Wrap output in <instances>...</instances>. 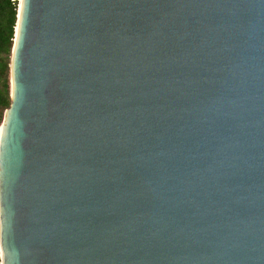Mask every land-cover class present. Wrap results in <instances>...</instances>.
<instances>
[{
    "label": "water",
    "instance_id": "95a60500",
    "mask_svg": "<svg viewBox=\"0 0 264 264\" xmlns=\"http://www.w3.org/2000/svg\"><path fill=\"white\" fill-rule=\"evenodd\" d=\"M14 37L0 264H264V0H21Z\"/></svg>",
    "mask_w": 264,
    "mask_h": 264
},
{
    "label": "trees",
    "instance_id": "16d2710c",
    "mask_svg": "<svg viewBox=\"0 0 264 264\" xmlns=\"http://www.w3.org/2000/svg\"><path fill=\"white\" fill-rule=\"evenodd\" d=\"M17 12L18 0H0V127L4 113L11 104L10 56Z\"/></svg>",
    "mask_w": 264,
    "mask_h": 264
},
{
    "label": "bare ground",
    "instance_id": "6f19581e",
    "mask_svg": "<svg viewBox=\"0 0 264 264\" xmlns=\"http://www.w3.org/2000/svg\"><path fill=\"white\" fill-rule=\"evenodd\" d=\"M19 7H21V0H19ZM19 15H20V11H19ZM17 28H18V25L16 27V33H17ZM16 37V36H15ZM14 37V38H15ZM1 131H2V126L0 127V137H1Z\"/></svg>",
    "mask_w": 264,
    "mask_h": 264
},
{
    "label": "rangeland",
    "instance_id": "374dc122",
    "mask_svg": "<svg viewBox=\"0 0 264 264\" xmlns=\"http://www.w3.org/2000/svg\"><path fill=\"white\" fill-rule=\"evenodd\" d=\"M18 4H19V2H18Z\"/></svg>",
    "mask_w": 264,
    "mask_h": 264
}]
</instances>
